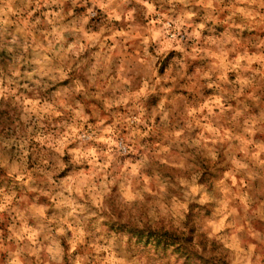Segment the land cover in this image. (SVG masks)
I'll list each match as a JSON object with an SVG mask.
<instances>
[{
    "label": "clouds",
    "instance_id": "1",
    "mask_svg": "<svg viewBox=\"0 0 264 264\" xmlns=\"http://www.w3.org/2000/svg\"><path fill=\"white\" fill-rule=\"evenodd\" d=\"M0 114V264H264V0H0Z\"/></svg>",
    "mask_w": 264,
    "mask_h": 264
},
{
    "label": "rangeland",
    "instance_id": "2",
    "mask_svg": "<svg viewBox=\"0 0 264 264\" xmlns=\"http://www.w3.org/2000/svg\"><path fill=\"white\" fill-rule=\"evenodd\" d=\"M0 115H2V114H0ZM125 254H127V253H126V250H125Z\"/></svg>",
    "mask_w": 264,
    "mask_h": 264
}]
</instances>
